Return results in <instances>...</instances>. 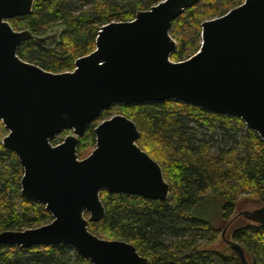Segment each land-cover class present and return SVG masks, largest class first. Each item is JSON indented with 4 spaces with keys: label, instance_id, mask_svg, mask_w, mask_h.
Listing matches in <instances>:
<instances>
[{
    "label": "water",
    "instance_id": "obj_1",
    "mask_svg": "<svg viewBox=\"0 0 264 264\" xmlns=\"http://www.w3.org/2000/svg\"><path fill=\"white\" fill-rule=\"evenodd\" d=\"M199 0H158L133 20L99 28L95 49L71 71L53 73L20 59V45L42 41L14 30L9 19L31 13L33 0H0V145L17 156L23 199L43 204L52 220L24 230L0 232V245L30 248L64 244L92 264H148L135 246L89 231L105 213L100 192L165 201L169 185L160 165L137 145L135 123L116 114L98 123L95 147L83 159L77 143L101 111L112 104L174 100L240 119L264 142V0H244L201 23L196 53L175 62L172 22ZM69 133L52 145L54 137ZM85 214L88 216L86 217ZM238 216L264 225V206ZM230 223V222H229ZM221 238L241 264L237 242Z\"/></svg>",
    "mask_w": 264,
    "mask_h": 264
},
{
    "label": "trees",
    "instance_id": "obj_2",
    "mask_svg": "<svg viewBox=\"0 0 264 264\" xmlns=\"http://www.w3.org/2000/svg\"><path fill=\"white\" fill-rule=\"evenodd\" d=\"M244 0H199L171 24L176 41L171 60L178 62L197 52L201 23L227 13ZM158 0H33L31 13L8 20L14 30H29L44 37L30 39L18 48L20 59L60 73L71 71L74 61L95 49L99 28L111 22L133 20ZM121 114L132 120L138 131L137 145L161 167L169 185L165 201L136 195L100 192L104 217L88 229L101 239L133 244L148 264H241L229 253L207 247L222 229L237 242L249 264H264V225L236 215V210L264 206V142L238 118L215 114L174 100L133 105L112 104L79 138V159L95 147L94 127ZM5 133L0 123V139ZM63 131L51 141L59 144ZM22 166L14 152L0 145V232L35 228L52 220L43 204L20 194ZM221 198L223 225L212 227L194 217L196 207ZM87 217L88 215L85 214ZM0 264H92L64 244L48 246L0 245Z\"/></svg>",
    "mask_w": 264,
    "mask_h": 264
},
{
    "label": "rangeland",
    "instance_id": "obj_3",
    "mask_svg": "<svg viewBox=\"0 0 264 264\" xmlns=\"http://www.w3.org/2000/svg\"><path fill=\"white\" fill-rule=\"evenodd\" d=\"M55 32L57 31L51 30L50 34H54ZM222 204H223V200L218 197L206 200L200 203L196 207V209L193 212V216L207 221L214 228H220L223 225ZM256 208L259 207H254V208L246 207L244 209H238L236 210L237 211L236 215L240 214L242 211H251ZM225 239L229 240L228 238H226V232H225ZM226 246L227 244L225 240L221 238V234H220L218 239L214 243L209 245L207 248L217 249V250L225 251V253H229L230 249L225 250Z\"/></svg>",
    "mask_w": 264,
    "mask_h": 264
},
{
    "label": "flooded vegetation",
    "instance_id": "obj_4",
    "mask_svg": "<svg viewBox=\"0 0 264 264\" xmlns=\"http://www.w3.org/2000/svg\"><path fill=\"white\" fill-rule=\"evenodd\" d=\"M66 132V135L69 133L68 131H65ZM7 133H6V131H5V133H4V135H3V137L6 135ZM65 135V136H66ZM52 144V143H51ZM53 145V144H52Z\"/></svg>",
    "mask_w": 264,
    "mask_h": 264
}]
</instances>
